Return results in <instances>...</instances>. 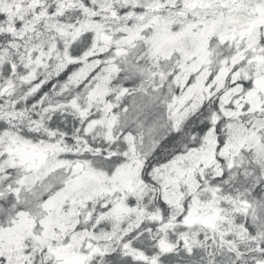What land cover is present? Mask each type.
<instances>
[{
    "label": "snow or ice",
    "instance_id": "obj_1",
    "mask_svg": "<svg viewBox=\"0 0 264 264\" xmlns=\"http://www.w3.org/2000/svg\"><path fill=\"white\" fill-rule=\"evenodd\" d=\"M0 264H264V0H0Z\"/></svg>",
    "mask_w": 264,
    "mask_h": 264
}]
</instances>
